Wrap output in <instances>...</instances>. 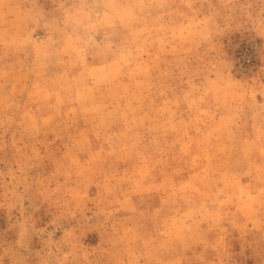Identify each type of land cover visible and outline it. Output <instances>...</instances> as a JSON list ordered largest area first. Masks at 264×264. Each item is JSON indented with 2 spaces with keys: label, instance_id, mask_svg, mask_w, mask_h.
<instances>
[{
  "label": "rangeland",
  "instance_id": "374dc122",
  "mask_svg": "<svg viewBox=\"0 0 264 264\" xmlns=\"http://www.w3.org/2000/svg\"><path fill=\"white\" fill-rule=\"evenodd\" d=\"M0 264H264V0H0Z\"/></svg>",
  "mask_w": 264,
  "mask_h": 264
}]
</instances>
